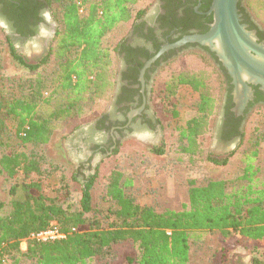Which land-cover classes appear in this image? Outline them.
Listing matches in <instances>:
<instances>
[{
  "label": "trees",
  "instance_id": "trees-1",
  "mask_svg": "<svg viewBox=\"0 0 264 264\" xmlns=\"http://www.w3.org/2000/svg\"><path fill=\"white\" fill-rule=\"evenodd\" d=\"M140 1L81 0L82 13L77 0H24L17 7L15 16L21 18L33 16L36 8L48 11L55 3L58 16L46 50L34 60L18 53L10 35H5L8 55L27 75L6 79L0 90V150L6 152L0 158V177L21 178L9 192L14 197L19 190L22 195L10 201L7 215H0V264H90L105 261L114 246L123 243L134 245L139 256L126 255L121 264H189L190 244L204 232L217 231L225 238L235 233L242 240L264 241V184L258 185L257 169L250 162L256 150L246 155L247 163L238 177L243 185L228 190L225 181H209L203 186L191 182L188 202L180 210L157 212L128 196L132 178L121 169L108 170L104 164L118 148L104 151V155L110 154L93 173L72 172V181L80 185L78 209L66 204V183L61 186L63 196L44 194L43 185L51 173L41 167L35 149L49 144L59 126H67L70 133L79 130L95 106L112 97L118 49L128 25L147 12L146 7L136 9ZM242 2L239 0L238 8L247 18L251 12L264 22V0H245V6ZM121 28L123 35L112 47L106 45L109 35ZM212 71H180L164 88L172 94L176 86L186 85L199 94L197 116L179 132L181 151L188 156L199 151V138L208 131L209 119L220 105L222 89L211 85L215 75L220 78L218 86L224 85L218 70L217 74ZM92 118H102L96 121L100 130L105 114ZM6 119L22 145L20 151L8 150L12 134ZM241 141L242 136L238 146ZM163 144L147 146L145 152L163 156ZM98 185L102 187L99 201L107 205L105 209L97 208L93 199L92 191ZM53 222L64 238L30 239ZM23 240L24 251L20 246ZM230 254L229 248H223L220 264H232ZM253 264H264V260L253 259Z\"/></svg>",
  "mask_w": 264,
  "mask_h": 264
},
{
  "label": "rangeland",
  "instance_id": "rangeland-1",
  "mask_svg": "<svg viewBox=\"0 0 264 264\" xmlns=\"http://www.w3.org/2000/svg\"><path fill=\"white\" fill-rule=\"evenodd\" d=\"M152 3L153 0H142L136 5V9L146 7L148 11L152 8ZM242 5L245 6V0H243ZM49 13L52 18L50 20L51 26L41 30V36L45 38L22 44L14 42V48L17 52L30 60H34L43 54L54 33L56 28L54 17L58 16V6L55 3L48 10ZM248 13L264 30V22L251 12ZM123 33L124 29L121 28L119 31L110 34L106 45L112 47ZM5 35H7V32L0 26V90L3 86H6L4 84L6 79L21 78L27 75L8 55ZM192 53L179 55L174 62L157 71L150 80L149 92L147 93L148 112L157 118L159 123L158 133L143 132L134 137L121 140L119 146L115 147V149L118 148L117 153L110 156L104 163L108 170L121 169L125 176L132 178L135 184H133L134 188L126 190V194L134 197L136 193L138 198L134 197V200L136 202L138 200V204L141 206H153L157 212L167 209L180 210L183 204H187L188 189L191 182L194 185L203 186L209 181H225L228 190L237 189L244 184V182L238 180V177L242 175L243 168L247 163L246 155L253 150H256V155L250 162L257 169L256 178L258 185L264 184L263 108H255L247 115L242 129V143L234 150L230 148L228 152L223 151L216 144L213 127L219 110L218 105L216 114L209 119L208 131L199 138V151L192 156H188L181 151L182 144L179 141V132L180 129L185 127L189 119L197 116L196 108L199 94L186 85L176 86L173 93L170 94L164 90L165 85L166 83H171L172 75L189 69L203 68L209 71L213 70L217 74L215 66L207 56L196 52ZM115 65L118 71V61ZM213 78L214 75L212 76ZM219 83L220 78L215 75V79L212 80L211 84L212 88L220 87L223 94L224 86H221V84L218 86ZM222 94H219L221 98ZM110 98L95 106L93 114L84 121L79 130L70 133L67 126H59L49 144L35 149L40 159L41 167L51 173L44 182V194L48 197L63 196L61 186L66 183L69 188L66 204H70L73 210L78 209L80 185L71 179L72 172L77 168L73 155L76 149L71 144V141L80 130L90 127L94 122L92 117L95 116L96 118L110 109ZM221 98H219V101H221ZM6 123L12 134L8 150H22V145L14 134L13 125L7 119ZM162 143H164L165 147L163 156L149 155L145 152V147ZM28 150L29 148L26 147L25 151L27 152ZM5 153V151L0 150V158ZM212 160L217 162L224 160L225 162L214 163ZM84 174L88 173L84 172ZM17 179L11 180L6 176L0 177V215H7L11 209L10 201L13 198L22 196L19 190L16 191L14 197L9 192L11 186L21 182V178ZM137 191L139 193L142 191V196L148 194L149 197L145 200V198L139 196ZM101 193L102 187L100 185L96 186L92 191L93 199L97 204L96 207L105 209L107 205L99 201ZM20 246L21 248L23 247V251L26 249V244ZM223 248L231 250L232 264H253V259L264 260V241L242 240L235 233L225 238L219 232L213 231L202 233L197 241L190 244L189 264H220ZM126 255H133L136 258L139 256L134 245L123 243L114 246L111 250V255L105 261H94L90 264H121L123 261L122 257Z\"/></svg>",
  "mask_w": 264,
  "mask_h": 264
},
{
  "label": "flooded vegetation",
  "instance_id": "flooded-vegetation-1",
  "mask_svg": "<svg viewBox=\"0 0 264 264\" xmlns=\"http://www.w3.org/2000/svg\"><path fill=\"white\" fill-rule=\"evenodd\" d=\"M23 1L0 0V26L14 42L20 44L45 38L41 36V30L50 27L52 19L42 7L34 9L33 16L16 17L17 7ZM211 3L212 0H153L152 8L142 18L128 25L123 44L118 49L119 68L110 109L104 112L106 118L100 130L96 129V121L102 118L94 120L87 130L79 132L71 141L76 151L83 152L85 148L93 153H101L112 150L121 140L137 134L158 133L157 118L148 112L150 80L162 67L189 52H199L211 59L222 77L224 91L213 127L218 148L228 152L230 148L234 150L238 146L247 115L255 108L264 109L261 84H247L250 98L237 112L232 77L214 52L197 43L167 49L145 68L162 47L186 36L205 34L213 22V15L209 13ZM238 13L241 23L248 31L254 32L256 42L264 46V30L251 16L247 18L240 8Z\"/></svg>",
  "mask_w": 264,
  "mask_h": 264
},
{
  "label": "water",
  "instance_id": "water-1",
  "mask_svg": "<svg viewBox=\"0 0 264 264\" xmlns=\"http://www.w3.org/2000/svg\"><path fill=\"white\" fill-rule=\"evenodd\" d=\"M239 0H212L210 11L213 22L205 34L183 37L180 41L167 45L150 59L145 68L164 51L186 43L207 46L233 79L236 110L240 112L250 89L247 84H261L264 89V46L256 42L254 32L248 31L241 23L238 13ZM143 73V71H142Z\"/></svg>",
  "mask_w": 264,
  "mask_h": 264
},
{
  "label": "crops",
  "instance_id": "crops-1",
  "mask_svg": "<svg viewBox=\"0 0 264 264\" xmlns=\"http://www.w3.org/2000/svg\"><path fill=\"white\" fill-rule=\"evenodd\" d=\"M87 129L83 128L82 130H80V132H82L83 130H87ZM81 147L83 148V145H81ZM84 149L85 148H83V152L75 151V153L73 154L74 157H75V162H76L75 166L77 167L76 170H78V172H80V173L82 172L83 175H85L84 172H87L88 174L91 173V172L93 173V171L96 168V166L102 160H104V158L106 156H108L110 154V153H108V154L104 155L103 152H101V153H93L92 151H88V150H84ZM122 172H123V170H122ZM88 174H86L85 176H87ZM133 184H134V181L132 180V184H131V186L129 188H132V187L134 188ZM153 190H155V189H153ZM137 193H139V191H137ZM139 196L145 198V200H146V198L149 197L148 194L142 196V191L139 193ZM134 197L138 198L136 193L134 194ZM134 197L132 196L133 199H135ZM137 202H139V201L137 200Z\"/></svg>",
  "mask_w": 264,
  "mask_h": 264
},
{
  "label": "built area",
  "instance_id": "built-area-1",
  "mask_svg": "<svg viewBox=\"0 0 264 264\" xmlns=\"http://www.w3.org/2000/svg\"><path fill=\"white\" fill-rule=\"evenodd\" d=\"M81 0H77V5L80 6ZM83 12V8L79 7V13ZM74 231V230H73ZM65 237V234L59 232L57 224L55 222L51 223L45 230H42L36 234L31 235L30 239H35L37 241L46 242L55 239H62ZM26 240H23L21 245H25ZM23 249V247L21 248Z\"/></svg>",
  "mask_w": 264,
  "mask_h": 264
}]
</instances>
